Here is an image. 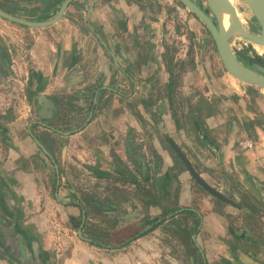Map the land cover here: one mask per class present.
<instances>
[{"label":"crops","instance_id":"obj_1","mask_svg":"<svg viewBox=\"0 0 264 264\" xmlns=\"http://www.w3.org/2000/svg\"><path fill=\"white\" fill-rule=\"evenodd\" d=\"M62 1L0 8L42 21ZM205 37L165 0H71L44 27L0 17V207L16 209L0 264L23 241L42 264H264V90ZM55 211L81 229L52 232Z\"/></svg>","mask_w":264,"mask_h":264},{"label":"water","instance_id":"obj_2","mask_svg":"<svg viewBox=\"0 0 264 264\" xmlns=\"http://www.w3.org/2000/svg\"><path fill=\"white\" fill-rule=\"evenodd\" d=\"M70 1L71 0H63L55 14L44 21L21 19L2 10L1 8L0 17L10 22L28 27H42L49 25L59 19ZM177 1L204 25L210 35L211 40L213 41L216 54L224 70L233 78H236L245 84L254 85L264 90V63L262 66L257 67V70L250 69L249 67L240 63L233 56L228 46V40L233 36H237L247 40L251 44L264 47V0H241V2L250 11L258 26L256 32L246 30L241 26L236 8L229 0H204L207 6L206 10L196 0ZM223 11L227 12L228 14V24L226 27L223 26L222 22ZM169 144L193 180L200 184L209 193L219 198H223L216 190H214V188L207 185L201 179V177L194 171L181 150L171 141Z\"/></svg>","mask_w":264,"mask_h":264},{"label":"flooded vegetation","instance_id":"obj_3","mask_svg":"<svg viewBox=\"0 0 264 264\" xmlns=\"http://www.w3.org/2000/svg\"><path fill=\"white\" fill-rule=\"evenodd\" d=\"M196 1L198 3H200L205 10L207 9V6H206L204 0H196ZM233 5L236 8L237 15H238V18L240 20L241 26L246 30L256 32L258 29V26H257L253 16L251 15L250 19H249V22L251 23V25L248 27H244V25L241 21V18H240V12L242 9L240 6H238L236 4H233ZM190 14L191 13L189 12L188 15H190ZM202 26H203V30H204V33L206 36L205 38L207 40L209 39L213 43V41L210 38L208 31L206 30V28L204 27L203 24H202ZM42 27H44V26H42ZM239 40H241L242 42H240ZM228 46H229L233 56L240 63L249 67L250 69H254V70L256 69L257 70V67L262 66V64L264 63V47H262V46L251 44L247 40L239 38L237 36H233L228 40ZM215 52H216V50H215ZM253 146H254V144H253ZM4 206H5V209L3 207H0V226L2 227V231L5 234L10 235L13 233V230L15 229V218L14 217H15L16 209L13 207V202H4ZM80 215H81V217L83 216V220H84L85 214L81 213ZM254 215H256L257 217L260 216V212L256 208L254 211ZM79 218H80V216H79ZM63 222H64V224H71V226L74 225L73 227H75L76 229H79V230L81 229L82 224H83V223L81 224V220H79V219L75 223L72 224L69 217H66L65 219H63ZM12 238H13V235L9 238L10 244L13 243ZM91 242L95 243L94 240H91ZM95 244H97V242ZM105 245H108L109 247H116V246H113L114 244H105ZM23 247H24L22 249L23 256L21 258L9 256V258H11V259H9L10 263H13V264L14 263L15 264H36V263L42 264L41 261H37L35 263L34 259H33L34 258L33 253H35L34 250H35V248L37 249V247H39V245H37L36 243H33V242L31 243L30 241H23Z\"/></svg>","mask_w":264,"mask_h":264},{"label":"rangeland","instance_id":"obj_4","mask_svg":"<svg viewBox=\"0 0 264 264\" xmlns=\"http://www.w3.org/2000/svg\"><path fill=\"white\" fill-rule=\"evenodd\" d=\"M233 4H236V5L240 6L241 9H242L241 12H240V18H241V21H242L244 27L250 26L251 25V23L249 22V19H250V16H251L250 11L243 7L245 5L241 2V0H233ZM239 41L242 42L241 40H239ZM58 214H59V211H55L56 222H55V224L53 222L51 223L50 226L51 227L54 226L51 231L52 232H56V233H58V232L63 233L65 231V232H69L71 235H73V232L75 230V229H73V226H71V224H64L62 219L57 218ZM62 218H63V216H62ZM53 234L55 235V233H53Z\"/></svg>","mask_w":264,"mask_h":264},{"label":"built area","instance_id":"obj_5","mask_svg":"<svg viewBox=\"0 0 264 264\" xmlns=\"http://www.w3.org/2000/svg\"><path fill=\"white\" fill-rule=\"evenodd\" d=\"M174 9L175 15L179 20L185 21L189 11L176 0H165ZM239 145L242 148L250 149L253 147V143L249 139H243L239 141Z\"/></svg>","mask_w":264,"mask_h":264},{"label":"bare ground","instance_id":"obj_6","mask_svg":"<svg viewBox=\"0 0 264 264\" xmlns=\"http://www.w3.org/2000/svg\"><path fill=\"white\" fill-rule=\"evenodd\" d=\"M231 3H233V0H229ZM222 22H223V26L226 27L228 24V14L227 12H222Z\"/></svg>","mask_w":264,"mask_h":264},{"label":"trees","instance_id":"obj_7","mask_svg":"<svg viewBox=\"0 0 264 264\" xmlns=\"http://www.w3.org/2000/svg\"><path fill=\"white\" fill-rule=\"evenodd\" d=\"M243 7L248 10V8L246 6H243Z\"/></svg>","mask_w":264,"mask_h":264}]
</instances>
